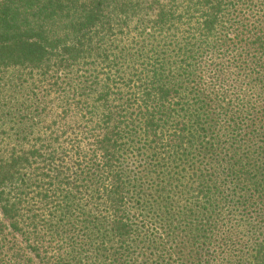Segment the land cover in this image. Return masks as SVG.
<instances>
[{
    "label": "trees",
    "instance_id": "trees-1",
    "mask_svg": "<svg viewBox=\"0 0 264 264\" xmlns=\"http://www.w3.org/2000/svg\"><path fill=\"white\" fill-rule=\"evenodd\" d=\"M250 1H0V76L56 88L73 121L74 152L79 139L88 147L56 177L39 172L46 150L0 153V236L24 244L8 264H86L84 244L71 238L62 252L50 243L68 214L126 246L133 236L129 200L149 204L138 202L122 166L127 154L142 150L159 160V179L184 172L196 155L208 160L217 149L212 143L224 138L214 170L194 168L189 204L210 207L211 187L224 196V178L235 189L232 206L259 202L264 223V6ZM240 5L253 14L248 25ZM80 74L86 79L78 86L89 81L88 92L71 83L61 88L63 78ZM242 264H264V238Z\"/></svg>",
    "mask_w": 264,
    "mask_h": 264
},
{
    "label": "rangeland",
    "instance_id": "rangeland-1",
    "mask_svg": "<svg viewBox=\"0 0 264 264\" xmlns=\"http://www.w3.org/2000/svg\"><path fill=\"white\" fill-rule=\"evenodd\" d=\"M255 4L264 6L257 0L249 3L251 6ZM237 13L247 25V16L253 19V14L242 5L238 7ZM75 76L78 78L75 81L72 76L63 78L61 88L67 91L71 83L72 87H79V93L88 92L85 87L89 81L78 86V82H84L86 77H81L83 74ZM17 78L18 74L11 76V73L7 76L9 81L0 76V153L6 157L18 150L36 146L41 149V155L45 150L48 152L43 159L38 160L39 168L46 166L40 173L56 177L59 172H67L68 165L76 161L73 156L77 152L87 154L88 147L79 139L80 146L74 152L73 121L63 110L65 103L62 101L66 102V97L58 99L56 88L46 85L42 87L38 83H22ZM213 134L214 138L217 137L216 132ZM218 141L219 138L212 143L217 149L209 150L211 157L208 160L202 161L203 155H196L193 165H184V172L176 175L172 170L171 173L159 175V179L154 172H161L162 168L156 164L159 163L158 159H151V150H147V155L146 150H142L143 156L140 153L139 156L135 153L127 154L122 166L125 175L137 189L135 193L140 192L136 198L138 202L146 200L149 206L137 207L136 201L129 200L126 218L133 236L126 246H117L104 227H91L82 219L75 223L71 214L55 225L56 232L50 243L61 248L62 252L65 249L62 245L67 248L66 244H72L71 238L84 244L82 249L85 251L86 264H222L228 260L236 264L245 263L252 249L257 248L264 238V223L258 222L263 210L261 204L251 200L247 210L239 205L232 206L235 189L224 178L220 179L219 185L223 192L221 195L224 196H214L215 190L211 187L210 207L199 211V208L192 209L193 205L189 204L193 203L188 187L195 179L191 177L194 168H198L197 171L209 169L210 172L214 170L215 156L217 161L223 156L221 150L227 147L225 139L220 140L222 143ZM48 167L57 172H49ZM259 178L264 185V171ZM157 184H163L165 188L161 194V187H155ZM134 195L136 197L138 194ZM168 200L172 206L166 209L164 202ZM190 210L193 212L190 213ZM98 233L101 234L96 237ZM17 247L24 248L19 238L0 236V264H8L13 248ZM33 261L38 264V261Z\"/></svg>",
    "mask_w": 264,
    "mask_h": 264
}]
</instances>
